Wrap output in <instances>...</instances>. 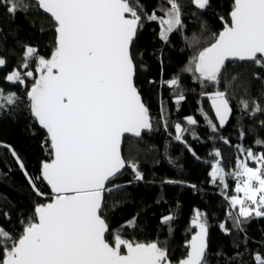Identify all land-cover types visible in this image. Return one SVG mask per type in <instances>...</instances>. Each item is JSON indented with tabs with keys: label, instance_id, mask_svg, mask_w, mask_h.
Wrapping results in <instances>:
<instances>
[{
	"label": "snow or ice",
	"instance_id": "1",
	"mask_svg": "<svg viewBox=\"0 0 264 264\" xmlns=\"http://www.w3.org/2000/svg\"><path fill=\"white\" fill-rule=\"evenodd\" d=\"M190 2L201 11L211 5V0ZM166 4L149 12L141 0H0V13L15 17L34 9L54 31L50 56L24 45L17 64L3 77L9 85L26 89L29 111L46 132L50 159L41 163L39 174L33 177L16 151L0 143V148H7L15 159L35 196L48 201L36 203L32 216L20 221L17 234L0 225V264H209L208 221L199 210L190 224L195 231L179 260H173L166 244L161 246L159 241L124 238L120 228H135V218L115 230L110 224L122 203L114 198L124 188L115 183L118 177L130 169L135 181L144 180L138 162L122 155V140L126 133L140 138L143 132L153 130L149 108L135 83L140 33L155 23L158 38L168 44L172 34H183L185 29L180 0H166ZM229 17H221L223 30L214 34L207 46L196 49L184 69L202 88L217 87L225 81L224 91L217 88L211 94L203 93L211 100L218 121L201 112L213 133L223 128L232 114L228 89L237 82V76L225 80L226 62H248L264 72V0H233ZM7 64V57L0 55V70ZM253 77L264 80L260 72H254ZM163 84L172 90L175 104L185 100L179 76ZM20 100L15 91L5 92L0 87V113L18 106ZM239 103L251 116L264 112L256 99L242 98ZM160 118L167 129L163 106ZM185 120L189 126L198 123L191 116ZM174 128L173 138L200 159L185 139L190 129L180 123ZM191 135L199 139L194 130ZM239 137L245 138L243 130ZM220 139L229 144L226 138ZM255 143L264 147L262 140ZM237 150L240 157L230 172L222 166L218 149L209 153L213 160L208 175L228 204L225 220L243 232L244 224L264 217V152L242 145ZM228 179L235 181L233 195H228ZM3 215L10 219L8 213ZM175 219L174 215L161 218L169 234ZM219 228L231 234L225 223ZM254 261L264 264V255L257 252Z\"/></svg>",
	"mask_w": 264,
	"mask_h": 264
},
{
	"label": "trees",
	"instance_id": "2",
	"mask_svg": "<svg viewBox=\"0 0 264 264\" xmlns=\"http://www.w3.org/2000/svg\"><path fill=\"white\" fill-rule=\"evenodd\" d=\"M147 11L151 12L160 5L167 6L166 0H141ZM185 29L183 34L171 35L170 42L164 44L158 38L159 28L153 23L146 25L140 33L137 44V75L135 83L152 117L153 130L145 131L140 138L126 137L123 141L122 155L135 159L144 174L143 181H135L130 169H126L115 183L123 185L115 199L122 201L112 214L110 224L113 230L124 222L135 218V228H120L124 238L139 242L159 241L169 249L173 260L181 259L185 254V244L191 239L195 229H191V220L195 211L204 213L208 221L209 264H255L254 255H264V217L251 219L243 225L244 231L233 227L231 220H225L227 202L220 188L210 182L209 153L219 150L222 153V166L233 171L240 153L238 145L252 148L254 152H264V147L256 140L264 141V112L255 116L242 111L240 99H256L264 106V80L253 77L259 68L250 63H228L225 80L233 75L237 82L228 89L232 114L223 128L213 133L207 121L201 115L206 113L218 124L211 107V100L203 93L211 94L217 88L225 90V81L217 87H201L191 73L185 72L196 49L207 46L214 34L223 30L221 17L229 20L233 0H211L206 10H197L190 0H180ZM195 13V14H194ZM162 15V13H157ZM185 37L187 39H185ZM54 43V31L43 15L34 9L28 13H17L15 17L0 13V55L7 57L8 64L0 70V87L5 92L15 91L21 98L18 106L0 113V143L10 145L23 161L26 170L35 177L39 174L41 163L50 159L49 146L45 143L46 132L34 121L26 98V89L9 85L3 79L7 72L17 64L24 51V45L36 47L41 55L50 56ZM179 76L185 100L175 104V97L163 81ZM241 82L243 86H241ZM31 85V81H28ZM246 88V92H245ZM166 111L168 128L161 120V107ZM195 118L198 123L189 126L186 117ZM188 127L185 139L200 158L194 157L183 144L177 142L174 124ZM194 130L199 139H193ZM245 138L239 137L240 131ZM220 137L229 141L225 144ZM251 166H254L249 162ZM182 181L183 183H165L164 181ZM131 181V183H129ZM228 195L235 194V181L228 179ZM195 185V188L189 187ZM42 190L49 192L46 185ZM37 202H48L36 197L24 173L7 148H0V225L14 235L21 230L20 221L32 216ZM8 213L10 219L3 213ZM174 215L172 232L161 218ZM225 223L231 234H225L219 228ZM111 242V236H109Z\"/></svg>",
	"mask_w": 264,
	"mask_h": 264
},
{
	"label": "water",
	"instance_id": "3",
	"mask_svg": "<svg viewBox=\"0 0 264 264\" xmlns=\"http://www.w3.org/2000/svg\"><path fill=\"white\" fill-rule=\"evenodd\" d=\"M228 63H248V62H232V61H227L226 64H228ZM143 133H145V132H143ZM126 137H133V136H131V134H127L126 133L124 138H126ZM134 138H136V137H134ZM123 141H124V139L122 140L121 150H122V146H123Z\"/></svg>",
	"mask_w": 264,
	"mask_h": 264
},
{
	"label": "built area",
	"instance_id": "4",
	"mask_svg": "<svg viewBox=\"0 0 264 264\" xmlns=\"http://www.w3.org/2000/svg\"><path fill=\"white\" fill-rule=\"evenodd\" d=\"M234 170V169H233Z\"/></svg>",
	"mask_w": 264,
	"mask_h": 264
},
{
	"label": "crops",
	"instance_id": "5",
	"mask_svg": "<svg viewBox=\"0 0 264 264\" xmlns=\"http://www.w3.org/2000/svg\"><path fill=\"white\" fill-rule=\"evenodd\" d=\"M251 166V165H250Z\"/></svg>",
	"mask_w": 264,
	"mask_h": 264
}]
</instances>
